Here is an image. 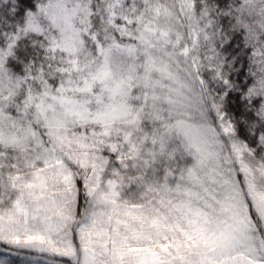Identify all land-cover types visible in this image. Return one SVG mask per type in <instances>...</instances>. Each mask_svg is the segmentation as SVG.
<instances>
[{
	"label": "snow or ice",
	"instance_id": "obj_1",
	"mask_svg": "<svg viewBox=\"0 0 264 264\" xmlns=\"http://www.w3.org/2000/svg\"><path fill=\"white\" fill-rule=\"evenodd\" d=\"M0 264H264V0H0Z\"/></svg>",
	"mask_w": 264,
	"mask_h": 264
}]
</instances>
